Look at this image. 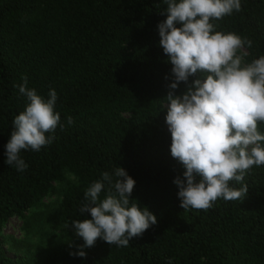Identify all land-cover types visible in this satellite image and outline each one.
<instances>
[{
    "label": "trees",
    "instance_id": "1",
    "mask_svg": "<svg viewBox=\"0 0 264 264\" xmlns=\"http://www.w3.org/2000/svg\"><path fill=\"white\" fill-rule=\"evenodd\" d=\"M241 4L211 22L251 40L240 50L251 62L264 55V0ZM165 8L161 0H0V264H37L6 253L2 231L12 217H23L70 174L59 223L90 219L79 212L84 192L118 166L136 181L131 203L146 206L157 223L127 247L98 238L80 258L70 252L84 242H73L42 264H264V165L246 172V196L218 198L208 209L180 207L173 179L184 169L170 155L165 127L172 65L157 30ZM25 77L44 97L55 89L64 127L39 152L21 151L28 167L20 172L4 153L12 119L27 103L18 87Z\"/></svg>",
    "mask_w": 264,
    "mask_h": 264
},
{
    "label": "clouds",
    "instance_id": "2",
    "mask_svg": "<svg viewBox=\"0 0 264 264\" xmlns=\"http://www.w3.org/2000/svg\"><path fill=\"white\" fill-rule=\"evenodd\" d=\"M166 18L157 24L159 46L172 65L165 122L170 133V155L184 171L173 179L180 207L208 209L218 199L238 200L248 193L243 183L253 166L264 165V55L245 62L240 50L252 41L232 32L217 31L211 21L241 10V0H161ZM19 85L25 109L12 119L13 131L5 145V163L23 172L28 165L21 151L39 152L50 145L59 126L58 95L47 97ZM181 84L184 85L181 90ZM68 123H73L68 117ZM235 181L241 187L230 184ZM136 181L121 166L101 173L83 194L80 213L71 226L83 244L70 255L84 258V249L101 239L127 247L157 223V217L138 202L131 203ZM104 191V198L100 194Z\"/></svg>",
    "mask_w": 264,
    "mask_h": 264
},
{
    "label": "rangeland",
    "instance_id": "3",
    "mask_svg": "<svg viewBox=\"0 0 264 264\" xmlns=\"http://www.w3.org/2000/svg\"><path fill=\"white\" fill-rule=\"evenodd\" d=\"M165 127L167 129L166 122ZM74 180L69 174L65 181L55 182L52 190L23 217H12L4 225L3 247L11 258L42 264L48 253L60 251L73 242L83 243L72 226L63 227L59 223L64 188L67 182Z\"/></svg>",
    "mask_w": 264,
    "mask_h": 264
}]
</instances>
